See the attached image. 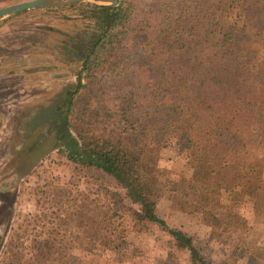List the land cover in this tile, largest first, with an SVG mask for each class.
<instances>
[{
    "label": "trees",
    "instance_id": "obj_1",
    "mask_svg": "<svg viewBox=\"0 0 264 264\" xmlns=\"http://www.w3.org/2000/svg\"><path fill=\"white\" fill-rule=\"evenodd\" d=\"M75 6L97 36L67 103L66 159L112 179L123 190L114 194L119 207L137 204L135 219L164 228L191 264H212L156 215L160 178L172 175L159 163L163 150L179 147L190 174L165 178L167 199L185 213L199 208L206 226L248 233L244 206L264 217V181L246 165L249 146L264 149V52L253 65L256 52L228 36L232 28L264 32V0L67 7ZM76 203L60 196L49 213L26 222L32 264H74V248L98 244L105 220ZM23 250L16 242L8 264H28ZM255 252L264 261V247ZM247 264L260 263L251 256Z\"/></svg>",
    "mask_w": 264,
    "mask_h": 264
},
{
    "label": "rangeland",
    "instance_id": "obj_2",
    "mask_svg": "<svg viewBox=\"0 0 264 264\" xmlns=\"http://www.w3.org/2000/svg\"><path fill=\"white\" fill-rule=\"evenodd\" d=\"M21 1L25 0H0V8ZM82 7L32 9L0 18V188L9 187L6 193H0V264L9 263L14 245L20 240L24 242V258L32 264L30 247L34 236L29 232L23 237L24 226L32 217L49 213L60 196L77 199L76 204H82L90 216L105 220V230L95 248L73 249L74 264H191L188 251L178 248L164 228L135 219L132 211H139L137 204L126 199L125 207H119L114 194L123 196V190L112 179L98 171L80 170L66 159L62 143H55L52 136L29 153L31 138L14 158L8 157L9 149L18 144L14 140L8 145L16 113L25 117L26 112L46 103L50 94L82 81L81 61L65 60L68 57L61 50L65 38L60 35L97 33L94 21ZM243 31L228 29V36L237 37L240 44L254 50L256 57L251 64L258 65L264 52V32L251 28ZM248 150L247 170L264 181V149L251 145ZM159 165L172 173L160 178L156 192L155 213L168 228L190 237L203 258L212 264H247L251 256L264 264L255 252L264 247L263 216L256 215L250 206L242 208L251 227L248 233L226 229L220 223L206 226L199 208L185 213L173 208L167 199L165 178L190 174L176 144L162 151Z\"/></svg>",
    "mask_w": 264,
    "mask_h": 264
},
{
    "label": "flooded vegetation",
    "instance_id": "obj_3",
    "mask_svg": "<svg viewBox=\"0 0 264 264\" xmlns=\"http://www.w3.org/2000/svg\"><path fill=\"white\" fill-rule=\"evenodd\" d=\"M60 35L65 38L62 40L61 46L62 52L68 57L65 60L69 61L71 59L75 61L80 59L81 68H84L82 64H85L88 53L96 40L97 33L95 31H82L79 33H61ZM79 76L77 72L76 77L78 78ZM74 88V84L63 86L53 94H50L46 103H40L26 112L25 117L20 118V112L16 113V119L11 124L8 145L14 140H17L18 144L9 149L8 157L14 158L31 138L34 139L27 149L29 153L36 151L51 136L55 143H63L68 131L66 107ZM46 112H48L47 116H45ZM36 120L41 122L32 128L31 124ZM8 188L7 186L1 187L0 193H6Z\"/></svg>",
    "mask_w": 264,
    "mask_h": 264
},
{
    "label": "water",
    "instance_id": "obj_4",
    "mask_svg": "<svg viewBox=\"0 0 264 264\" xmlns=\"http://www.w3.org/2000/svg\"><path fill=\"white\" fill-rule=\"evenodd\" d=\"M85 1H93L94 3L98 5H117L118 3V0H25V1L17 2L11 5L5 6L3 8H0V18L18 14L26 10L51 9V8L65 7V6H70V5L78 4L81 2H85ZM42 28L49 30V31L51 30V28L47 26L46 27L42 26ZM83 65L84 64H82V67ZM82 70L80 69V71L78 72L79 75L81 74ZM47 115H48V112L45 113V116ZM40 122L38 120L33 121V123L31 124V127L34 128Z\"/></svg>",
    "mask_w": 264,
    "mask_h": 264
}]
</instances>
